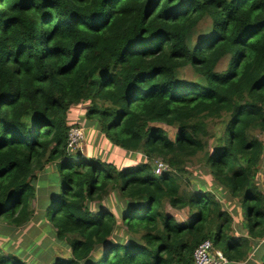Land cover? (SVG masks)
Returning <instances> with one entry per match:
<instances>
[{"label": "trees", "instance_id": "trees-1", "mask_svg": "<svg viewBox=\"0 0 264 264\" xmlns=\"http://www.w3.org/2000/svg\"><path fill=\"white\" fill-rule=\"evenodd\" d=\"M75 109L127 165L67 147ZM258 133L264 0H0V238L38 220L65 248L40 261L50 246L0 242V264H193L207 240L230 264H264Z\"/></svg>", "mask_w": 264, "mask_h": 264}, {"label": "rangeland", "instance_id": "rangeland-1", "mask_svg": "<svg viewBox=\"0 0 264 264\" xmlns=\"http://www.w3.org/2000/svg\"><path fill=\"white\" fill-rule=\"evenodd\" d=\"M225 65V63H223L219 69L223 68ZM185 76L188 79H192L193 75L191 70H187L185 72ZM75 111H78L77 116L73 119V124L79 125L82 128H84L85 130V134L84 139L81 143V150L80 152H83V154L85 153L86 155H92V156H99L102 157L105 161H111L112 163H114L117 167L122 165L125 166L128 164L127 161H130V156H132L129 153H125L124 151L118 149L117 147H115L114 145L111 144L110 141H108V139L105 137V135L102 133L101 130H99L98 128H93L90 126L85 125V119H83V110L80 109H75ZM82 114V115H81ZM151 127H160L163 130H165L168 134V137L171 140H174V136H175V131L173 128L171 127H167L165 125H160V124H151ZM257 139L260 140L263 144H264V134H260L258 133L256 135ZM68 147V146H67ZM75 152V151H74ZM79 152V151H76ZM138 158V156H137ZM135 159V157H132V160ZM139 160V159H137ZM157 160V159H156ZM154 160V162L156 161ZM159 160V159H158ZM152 161V166L153 163ZM188 171L190 173V175L188 177L193 178L192 181H194L196 178H202L204 180H207L209 186H211V183L209 182V178L206 177H202V175L200 174V168L198 164H192L188 163ZM263 170H264V166H262ZM52 172V170H51ZM263 175L262 173L258 176V180L257 182L259 183V185L261 186L262 191H264V185H263ZM183 186L187 187V182H186V177L183 179ZM208 190H210V188H208ZM38 197H40V195H38ZM44 198V196H42ZM108 208L109 210L116 212L119 210L120 207H123V202L122 200L119 199V197L115 194H111L108 198ZM40 201H36L33 203V209L35 210V212L37 214H41L43 211L40 209ZM223 203L227 204V208L229 209V211L235 210L234 214V229L238 230L241 226V223L243 221L242 218V211L241 208L237 205V202H233L232 204H230V202L228 201H224ZM166 211L168 212L169 215L173 216L175 218L176 221H183L186 220L187 215L182 213V212H177L174 211L170 208H166ZM38 221V220H37ZM35 221L33 223H31L30 225H28L25 228H21L19 230H16V234H14L13 236H8L6 238H0V242L1 243H8L9 240H11L12 244L7 245V249L10 250L11 252H16V250H21L23 252V254H26V251H29V254H31L32 256L33 253L30 251L31 248V244H35V247H39L42 249H45L46 247L50 246L52 248V250H49L46 252V255L43 256L42 258H39L40 261H44L47 258L51 257L52 255H63L65 251V248L55 239V235H54V231L52 229V227L50 225H42L40 223V221ZM246 234V233H244ZM241 235V234H239ZM237 235V237L239 236ZM34 247V248H35ZM260 251V250H259ZM22 258H24V256H22ZM253 264V263H252Z\"/></svg>", "mask_w": 264, "mask_h": 264}, {"label": "built area", "instance_id": "built-area-1", "mask_svg": "<svg viewBox=\"0 0 264 264\" xmlns=\"http://www.w3.org/2000/svg\"><path fill=\"white\" fill-rule=\"evenodd\" d=\"M85 130L80 127H72L68 134L67 146L72 151H80L84 139ZM86 136V135H85ZM169 171L168 166L161 160L155 161L154 173L161 176ZM193 264H229L220 250L214 248L210 240L201 243L193 253Z\"/></svg>", "mask_w": 264, "mask_h": 264}, {"label": "crops", "instance_id": "crops-1", "mask_svg": "<svg viewBox=\"0 0 264 264\" xmlns=\"http://www.w3.org/2000/svg\"><path fill=\"white\" fill-rule=\"evenodd\" d=\"M230 264V263H229ZM261 264V263H260Z\"/></svg>", "mask_w": 264, "mask_h": 264}, {"label": "bare ground", "instance_id": "bare-ground-1", "mask_svg": "<svg viewBox=\"0 0 264 264\" xmlns=\"http://www.w3.org/2000/svg\"><path fill=\"white\" fill-rule=\"evenodd\" d=\"M35 222V221H34Z\"/></svg>", "mask_w": 264, "mask_h": 264}]
</instances>
